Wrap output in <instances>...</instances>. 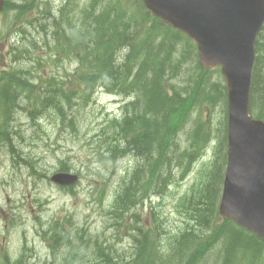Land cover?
Listing matches in <instances>:
<instances>
[{"label":"rangeland","instance_id":"1","mask_svg":"<svg viewBox=\"0 0 264 264\" xmlns=\"http://www.w3.org/2000/svg\"><path fill=\"white\" fill-rule=\"evenodd\" d=\"M65 1L24 0L21 3L18 0H0V77L4 71L15 68L32 78L37 91L50 74L63 79L67 89L78 87L75 82H68L69 76L80 71L74 57H71L76 45L71 56L63 53L62 45L58 51L40 27L44 25L48 29L50 21L56 30L64 27L65 17L60 15V9ZM71 1L76 15L78 6L84 7L95 0ZM96 2L100 3L98 12L103 8L113 11L119 4L124 14L135 19L132 33L139 48L149 40L158 43L161 35L175 34L166 22L156 19L141 0ZM72 22L76 27L82 23ZM24 26L25 36L20 37V41L14 36V41H11V37ZM178 33L173 39L172 54L173 61H179L178 70L173 78L165 76L163 82L170 93L175 88L179 93L182 89L191 90V94L189 101V97L185 100L189 107L180 119L175 135V144L180 151L176 153L173 171L170 172L173 183L161 196L154 194L152 189H145L143 196L139 191L137 209L122 213L116 208L120 184L138 161L129 153L113 162L106 153L102 156V152L115 136L112 121L124 117L123 105L137 98L135 91L127 93L129 96L126 97L102 89L92 94L87 91L89 95L80 102V108H74L76 119L72 127L54 115L42 114L32 120L28 114L32 102L22 98L15 105L8 129H0V134L9 133L12 139L0 145V264H49L51 260L55 264H63L70 260V247L74 243H63L53 249L45 238V231L52 225L57 226L56 223L68 232L72 240L78 236L85 241V247L79 242V248L92 250L90 256L74 255L78 260L96 257L103 252L102 246L108 258L119 257L123 264H137L141 259H150L156 251L158 264H165L163 259L172 264L170 256L165 253L175 250V237L180 238V233L191 222L188 218L190 210H186L183 203L192 197L194 191L198 192L211 175L220 172L224 175L228 146L225 80L220 69L204 73L199 64L197 46ZM24 48L29 53L22 54ZM257 52L258 68L261 65L259 73L264 74V45ZM140 53L141 50L135 53V61H140ZM179 58L185 60L182 62ZM131 67L133 71L136 65ZM199 75L207 77L194 82ZM259 109L260 103H257L252 109L254 116ZM183 151L189 157L181 158ZM27 162H31L34 169L28 167ZM64 166L81 176L73 189L60 188L49 180L50 175ZM222 223L219 219L217 228H224ZM142 225L145 232L152 231L143 242L139 241L141 236L137 231ZM200 236L210 243L208 248H203V256L207 255L208 261L205 262L204 258L202 262V244L198 243L186 252H192L194 259L175 264H221L225 256L222 237L217 240L213 230L197 236L202 242ZM247 255L238 264H264V257L261 261L251 257L249 252ZM236 261L234 255L232 264H237Z\"/></svg>","mask_w":264,"mask_h":264},{"label":"trees","instance_id":"2","mask_svg":"<svg viewBox=\"0 0 264 264\" xmlns=\"http://www.w3.org/2000/svg\"><path fill=\"white\" fill-rule=\"evenodd\" d=\"M116 5L113 11L103 8V10L99 9L98 12L100 3L96 0L90 2L86 6L88 9L85 13L82 12L84 19L78 27L73 25L69 16L66 15L70 21L68 28L70 33H77L78 47L74 55L71 56V50L67 52L69 56L74 57L78 64L77 69L80 70L68 78L69 83H76L75 85L78 86L76 89H67L65 81L52 74L41 83L42 86L38 91L32 78L27 77L23 70H14V68L1 74L0 129H8L15 112V105L25 97V94L26 98L32 102L30 105L32 109L28 113L32 120L42 114L54 115L61 118L65 124L72 126L76 119L73 113L74 108L75 106L80 108V102L89 95L87 91L92 94L98 86L112 93L130 94L135 91L137 98L124 107V117L115 118L112 121V128L115 131L114 139L111 138L110 144L108 139L104 140L108 143L106 150L104 146L100 145L101 149L105 150L102 152V156L106 153L109 159H113V162H117L119 158L129 153L133 154L138 161L132 171L128 172L126 178L122 180L120 192L117 195L116 208L124 213L138 208L139 191L142 192L143 196L145 189H152L154 194L161 196L165 189L173 183L174 179L170 172L173 171L176 153L180 151L175 144V135L179 121L189 107L185 100L190 96L191 90L182 89L179 93L175 88H172L173 93H170L163 82L165 76L173 78L178 70L176 67L179 61H173L172 58L174 57L172 55L173 39L179 35L178 31L172 30L175 33L174 36L172 34L161 35L156 44L149 40L142 48H139L135 35L132 33L135 19L130 14H124L123 9L119 8V4ZM22 30L23 27L20 31ZM87 44L92 46L86 47ZM263 45L264 29L257 44V51ZM125 46H130V49L127 50ZM11 47L15 48V46ZM139 50H141L140 61H135V53ZM25 53H29V51L26 49ZM22 54H24L23 51ZM130 57H132L131 61L129 60ZM179 59L182 62L185 60ZM131 65H136L133 71H131ZM262 65L264 68V62ZM260 66L258 68L257 62L251 91V107L254 109L255 105L260 103V109L256 116L264 119V74L259 73ZM205 77L207 75L204 77L199 75L194 82H199ZM257 96L258 102H256ZM189 99L190 97L187 102ZM96 154L99 155L101 152H96ZM180 157L189 156L186 151H183ZM193 157L189 159V163ZM61 170L67 171L68 168L64 166ZM223 177L221 172L214 173L198 192L194 191L192 197L183 203L186 210H190L188 218L191 222L180 233V238L175 237V250L165 253V255L170 256L172 264L186 260V252L191 251L193 246L198 243L202 244L201 257H203L205 254L203 248H208L210 243L206 240L207 238L203 240L204 237L202 236H200L202 242L199 241L197 236L208 230L214 231L217 240L222 237L221 240L225 245L223 251L225 256H223L221 264L223 261L224 264H232L234 255H236L238 264L245 258L247 252L251 254V257L263 261L264 242L238 229L228 221L222 223L225 229L217 228V222L220 219L218 206ZM56 224L57 226L52 225L44 233L45 238L50 242V246L56 249L63 243L67 245L74 243L75 239L72 240L68 232L59 227V223ZM141 227L137 231L141 236L139 241L143 242L152 231L147 230L145 232L144 225ZM78 240L81 241L79 237ZM239 242L247 244V249L235 250L233 253L232 250ZM100 249L105 253L104 247L100 246ZM190 255H193L192 252ZM71 259H67L63 264H72ZM98 260L95 259L91 262L90 259L87 260V263L81 261L79 264H98ZM143 261L144 264L154 263V261H147V259ZM163 261L168 264L166 259ZM48 263L55 264L52 260ZM118 263L119 260L115 258H109L102 262V264Z\"/></svg>","mask_w":264,"mask_h":264},{"label":"water","instance_id":"3","mask_svg":"<svg viewBox=\"0 0 264 264\" xmlns=\"http://www.w3.org/2000/svg\"><path fill=\"white\" fill-rule=\"evenodd\" d=\"M155 16L198 43L204 68L222 66L228 93V162L220 215L264 240V121L250 112L255 44L264 25V0H143ZM71 185L78 176L55 173Z\"/></svg>","mask_w":264,"mask_h":264},{"label":"bare ground","instance_id":"4","mask_svg":"<svg viewBox=\"0 0 264 264\" xmlns=\"http://www.w3.org/2000/svg\"><path fill=\"white\" fill-rule=\"evenodd\" d=\"M87 4H85L84 7L78 6V8H79L78 9V13L76 15H74L76 12L74 10H72V8H71L72 1L71 0L65 1L63 3V5L61 6V9H60V15H62L63 17H65L64 18V27L61 28L60 30H56L55 29V25L53 23H51V21L48 23V29L44 25L43 26L40 25V27L44 30L45 37L46 38H50L49 39V42H53L54 47L58 51L60 50L59 49L60 48V45L63 46V53L64 52H68L69 50L72 51L74 45H76V49H77V47H78V44L76 42L77 41V33H73V34L70 33V31L68 29L69 28L70 21H68V19L66 18V15L69 16V19L71 20V23L73 25H75V23L72 22V20L75 21V22H82L83 19H84V17H82V14H83L82 12L84 11V13H85V11L88 9V7H86ZM40 27H38V28H40ZM38 28H37V30H38ZM23 34H25V26H24L23 30L20 31L17 34V41H20V39H19L20 37H24L25 36ZM92 38H93V36H92ZM93 39L96 40L95 38H93ZM21 46L22 45H20L19 47H21ZM85 46L86 47H91L92 45L87 44ZM125 47H126L127 50L130 49V46H125ZM20 49H22V48H20ZM23 52L25 53V48L23 49ZM121 56H123V55L121 54ZM118 58H119V56H118ZM108 93L113 94V95H121V96H124V97L129 96V95L123 94L121 92H119V93H116V92L115 93L108 92ZM25 98H26V94H25V97L23 99H25ZM25 100H28V99H25ZM129 103L126 102L123 106L125 107ZM123 115H125V114L123 113ZM173 149L176 150L175 148H173ZM27 166L30 167L31 169H34V165L31 162H27ZM84 242L85 241H81L83 247H85ZM236 245L237 246H235V248H234V250H232V252L235 251V250L236 251H243V250L247 249V246H248L247 244H244V242L243 243L242 242L236 243ZM222 248L225 249V245H224L223 242H222ZM85 249H86V251H84L83 248L81 249V247L79 248V242H77L75 240L74 245L71 246V250H70L72 252V255H71L72 256V259H71L72 260L71 261L72 264H79V263H81V261H84L85 263H87V260H78V259H76L74 257V255H76V256L88 255L90 253L91 249L90 248L89 249L88 248H85ZM73 252H75V253H73ZM101 257H102V259L100 260ZM185 258H186V260H188L190 258L194 259L195 257L193 255L186 254L185 255ZM200 258H203L202 259V262H204V258H206L205 262L208 261L207 260V258H208L207 255L204 256V257H200ZM95 259H99L97 261L98 264H102L103 260H108L109 258L105 255L104 252H101V254L99 253L98 255H96V257L92 258L91 259V262L94 261ZM212 259L215 260L216 259L215 256H213Z\"/></svg>","mask_w":264,"mask_h":264}]
</instances>
